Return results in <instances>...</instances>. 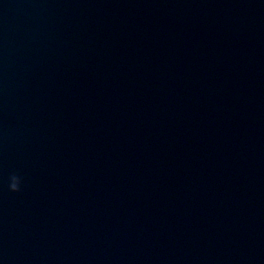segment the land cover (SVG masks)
I'll return each mask as SVG.
<instances>
[{
  "label": "water",
  "instance_id": "1",
  "mask_svg": "<svg viewBox=\"0 0 264 264\" xmlns=\"http://www.w3.org/2000/svg\"><path fill=\"white\" fill-rule=\"evenodd\" d=\"M0 264H264V0H0Z\"/></svg>",
  "mask_w": 264,
  "mask_h": 264
},
{
  "label": "clouds",
  "instance_id": "2",
  "mask_svg": "<svg viewBox=\"0 0 264 264\" xmlns=\"http://www.w3.org/2000/svg\"><path fill=\"white\" fill-rule=\"evenodd\" d=\"M21 185V178L16 175L12 174L9 176V184H8V189L10 192H19L21 190L20 188Z\"/></svg>",
  "mask_w": 264,
  "mask_h": 264
}]
</instances>
